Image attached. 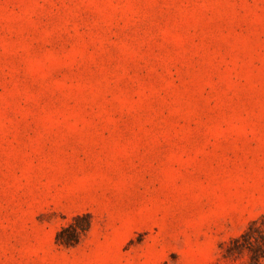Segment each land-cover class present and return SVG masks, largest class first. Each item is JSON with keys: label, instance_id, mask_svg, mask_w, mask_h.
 Here are the masks:
<instances>
[{"label": "rangeland", "instance_id": "obj_1", "mask_svg": "<svg viewBox=\"0 0 264 264\" xmlns=\"http://www.w3.org/2000/svg\"><path fill=\"white\" fill-rule=\"evenodd\" d=\"M262 216L264 0H0V264H250Z\"/></svg>", "mask_w": 264, "mask_h": 264}, {"label": "trees", "instance_id": "obj_2", "mask_svg": "<svg viewBox=\"0 0 264 264\" xmlns=\"http://www.w3.org/2000/svg\"><path fill=\"white\" fill-rule=\"evenodd\" d=\"M81 220V217L76 218L58 233V244L71 247L78 243L80 236L89 229V222L86 225H78ZM244 253L250 256V264H260L264 259V216L251 223L241 237L231 242L226 257Z\"/></svg>", "mask_w": 264, "mask_h": 264}]
</instances>
